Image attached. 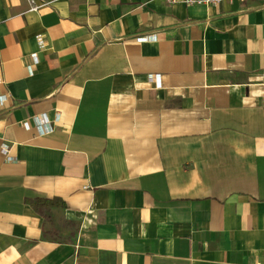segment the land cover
I'll use <instances>...</instances> for the list:
<instances>
[{
  "label": "crops",
  "instance_id": "0c3cea01",
  "mask_svg": "<svg viewBox=\"0 0 264 264\" xmlns=\"http://www.w3.org/2000/svg\"><path fill=\"white\" fill-rule=\"evenodd\" d=\"M36 3L0 0V264H264V0Z\"/></svg>",
  "mask_w": 264,
  "mask_h": 264
},
{
  "label": "built area",
  "instance_id": "2783aa9c",
  "mask_svg": "<svg viewBox=\"0 0 264 264\" xmlns=\"http://www.w3.org/2000/svg\"><path fill=\"white\" fill-rule=\"evenodd\" d=\"M28 1L30 3V9L31 10H35L39 7V5L36 3V0H28ZM52 1H54V0H52ZM164 1L169 3V4L183 3L186 5H210V4H218V3H221L224 1H233V0H164ZM151 37H154V35H151ZM146 39H148V37H146V36L138 38L139 41H144ZM38 43L40 45L43 44V41L40 37L38 38ZM31 56H32L33 63H36L38 61L36 53H32ZM27 70H28V73H32L31 65H29L27 67ZM149 80H152V81H155L156 83H159V75L158 74L157 75H149ZM5 99H6V97L4 95H1L0 96V103H3L5 101ZM58 119H59V115L57 114L55 120L57 121ZM37 123H38L37 128L41 132H49L52 130V128L48 124L46 117H40V119H38ZM23 124L25 126H28L27 122H25ZM0 152L9 161H13L15 159V157L9 156V154H8L9 147L6 144L1 145Z\"/></svg>",
  "mask_w": 264,
  "mask_h": 264
}]
</instances>
